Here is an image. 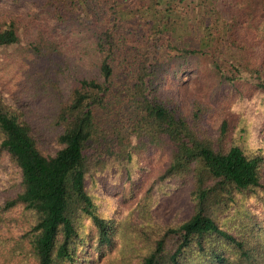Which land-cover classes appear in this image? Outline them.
Here are the masks:
<instances>
[{
    "label": "trees",
    "instance_id": "16d2710c",
    "mask_svg": "<svg viewBox=\"0 0 264 264\" xmlns=\"http://www.w3.org/2000/svg\"><path fill=\"white\" fill-rule=\"evenodd\" d=\"M11 1L30 8L0 14V52L19 51L43 93L59 77L68 83L53 108V154L0 87V158L20 173L0 204V222L11 213L20 230L0 240V257L12 264H264V36L254 23L264 16L261 0H198L203 28L208 11L217 13L214 50L177 44L160 0H149L146 11L157 6L158 14L146 28L140 0H111L105 9L96 0ZM123 14L131 15L120 31L135 37L126 54L114 38ZM188 68L210 72L222 91L244 84L254 93L181 106L173 86ZM209 113L220 115L215 130ZM176 187L185 204L168 216L154 212Z\"/></svg>",
    "mask_w": 264,
    "mask_h": 264
},
{
    "label": "rangeland",
    "instance_id": "374dc122",
    "mask_svg": "<svg viewBox=\"0 0 264 264\" xmlns=\"http://www.w3.org/2000/svg\"><path fill=\"white\" fill-rule=\"evenodd\" d=\"M110 1L111 0H96V3L99 7H101V9H105L109 6ZM116 1L117 3L124 2V0ZM151 1L155 2V0ZM151 1L140 0L143 8L139 9L138 13L140 14L137 15L140 19L138 20L141 21V23L143 21L141 24L142 28H146L148 23L147 20L149 18H155V12L158 14L157 6H155V9L152 10L153 14L150 13L148 8L146 11V6L150 5L151 8L153 7V4L151 5ZM199 1L202 5H204V1L207 0ZM160 2L161 4H164L170 12L171 19H169V21L174 23V32L172 35H175L177 44H187L193 47L205 45L211 50H214L217 40L222 32V30L219 29L217 13L215 10L211 9L209 10L210 12L208 11L207 14L210 19V24L207 29H205L201 25L202 21L200 20V12L198 10V0H160ZM239 4L240 2L237 3V5ZM199 6L201 9V5ZM261 6L263 7L262 14H264V0H261ZM29 8V5L25 2L16 3L11 0H0V14L26 12ZM130 15L131 14H127L125 17L124 14L122 17H118L119 15L117 16L118 31L114 38L119 48V53L121 54H126L128 51L130 53L134 43L135 37L133 34L122 33L120 31V23L123 19L128 18ZM259 17H257L258 23L255 20L254 23L257 25L256 30L259 34L261 33V37H263L264 16H262V18ZM2 52H0V87L5 90L9 96H11L24 110L29 120L32 122L33 131L38 135L42 146L50 154H53L57 149V145L52 138L50 123L55 101L57 98L59 100L61 97H64L65 91H67L68 79L65 75L63 77H59L60 81L57 88H49L47 91L52 90L50 94L43 93L40 90V83L38 81L36 82L33 75H31V72L26 70V68L20 64L22 63L21 59L23 58L19 56V51L12 49L9 54ZM157 55L160 58H163L165 56V49L163 47L159 48ZM179 79L180 80L177 85H174L173 88L176 92L175 97L177 102L179 105L184 107H186L193 100L212 101L216 97H224L223 99H225V101H229L231 98L237 96L238 93H244L245 95L254 93L251 87L245 86L244 84L239 85V92L222 91L215 85V83L212 82V75L210 72L202 70L199 73L196 68H188L184 70L179 74ZM220 92H222V94ZM209 114L210 116H208V119L210 129L215 130L219 123L220 115L217 113ZM19 181L20 173L18 172V169L11 166L6 156H2L0 158V204L5 194L12 192ZM108 191L111 193L110 195L115 197V199L121 200L119 198V191L114 189H108ZM184 195V190L181 187L174 188L169 194L159 198L153 207V211L165 216L170 215L175 207L184 203ZM6 215V221L4 223L0 222V240L8 241L10 239L8 234L17 233V231L20 230V227L16 225V223L14 224L11 220V217L13 216L11 213ZM3 259V257H0V264H12L10 261L5 262Z\"/></svg>",
    "mask_w": 264,
    "mask_h": 264
}]
</instances>
